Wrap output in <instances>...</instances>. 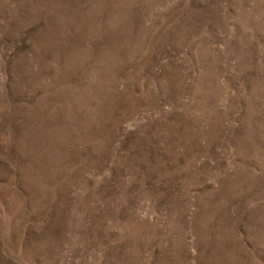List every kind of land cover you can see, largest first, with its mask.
<instances>
[{
  "label": "rangeland",
  "instance_id": "374dc122",
  "mask_svg": "<svg viewBox=\"0 0 264 264\" xmlns=\"http://www.w3.org/2000/svg\"><path fill=\"white\" fill-rule=\"evenodd\" d=\"M0 264H264V0H0Z\"/></svg>",
  "mask_w": 264,
  "mask_h": 264
}]
</instances>
